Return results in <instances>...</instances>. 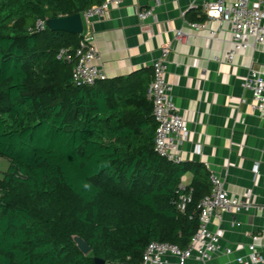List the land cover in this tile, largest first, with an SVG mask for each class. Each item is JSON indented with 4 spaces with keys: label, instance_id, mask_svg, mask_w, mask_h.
I'll list each match as a JSON object with an SVG mask.
<instances>
[{
    "label": "trees",
    "instance_id": "1",
    "mask_svg": "<svg viewBox=\"0 0 264 264\" xmlns=\"http://www.w3.org/2000/svg\"><path fill=\"white\" fill-rule=\"evenodd\" d=\"M102 2L0 0V158L9 163L0 177V264H141L149 242L184 249L198 228L210 173L154 151L152 68L75 85L80 36L34 29L37 19ZM62 49L70 59L57 58ZM188 172L192 202L180 213L176 189Z\"/></svg>",
    "mask_w": 264,
    "mask_h": 264
},
{
    "label": "crops",
    "instance_id": "2",
    "mask_svg": "<svg viewBox=\"0 0 264 264\" xmlns=\"http://www.w3.org/2000/svg\"><path fill=\"white\" fill-rule=\"evenodd\" d=\"M208 1L121 0L118 5H108L90 26L100 55L98 65L106 78L127 76L150 68L160 47L169 43L166 79L190 130L182 163L204 165L225 181L230 195L264 206V119L241 84L249 67L264 72V44L238 52L228 61L230 24L219 28L217 22H209L200 29L188 24L191 19L205 22L204 3ZM150 7L152 14L140 19L138 13ZM179 29L186 34L182 41L174 38ZM242 97L246 103H240ZM192 177L188 172L182 179L190 185ZM208 226L220 235L221 245L234 249L228 255L215 253L213 264H238L235 258L246 253L245 246L257 232L262 234L257 246L264 259L263 211L220 212L211 217ZM165 258L166 264H176L174 257ZM187 264L201 262L192 257Z\"/></svg>",
    "mask_w": 264,
    "mask_h": 264
},
{
    "label": "built area",
    "instance_id": "3",
    "mask_svg": "<svg viewBox=\"0 0 264 264\" xmlns=\"http://www.w3.org/2000/svg\"><path fill=\"white\" fill-rule=\"evenodd\" d=\"M121 0H103L81 14L83 30L78 47L74 51V66L72 69V82L75 85H93L96 81L106 78L98 65L100 55L94 44V34L90 26L93 19L102 17L108 5H118ZM206 13L205 22H189L191 27L200 29L206 23L217 22L222 28L226 23L231 25V49L226 53L228 61H232L235 54L245 51L258 43L264 44V4L261 0L253 3L252 0H209L204 3ZM153 8L141 10L138 15L144 20L152 14ZM46 20L37 19L34 29L46 28ZM31 30V29H29ZM215 35L216 30L210 29ZM182 30H176L174 38L182 41L185 37ZM170 51L169 43H164L157 58L151 63L152 77L146 89L147 98L152 103V116L156 123L153 139L154 151L173 163H182L183 146L189 135V128L177 110L172 97L171 85L166 79L167 56ZM59 60L70 59L67 50H60L57 54ZM242 87L251 94V102L257 109L259 116L264 119V72L253 66L249 67L246 77L242 80ZM246 98H241L240 103H246ZM257 175V170H254ZM264 177V173H263ZM211 189L197 204L198 228L192 236L189 245L181 249L175 244L151 241L142 254L141 264H166V256H172L176 264H187L192 257H197L201 264H213L215 253L230 254L234 249L221 245L220 235L209 229V222L213 215L220 212L237 213L248 211L250 208L264 212V206H259L250 201L240 200L230 195L225 187V181L215 174L209 175ZM175 205L180 213H185L192 202V189L181 178L176 189ZM233 224H237L233 222ZM261 233L251 236V241L245 246L246 253L238 255L235 260L238 264H264L260 255L257 242Z\"/></svg>",
    "mask_w": 264,
    "mask_h": 264
},
{
    "label": "water",
    "instance_id": "4",
    "mask_svg": "<svg viewBox=\"0 0 264 264\" xmlns=\"http://www.w3.org/2000/svg\"><path fill=\"white\" fill-rule=\"evenodd\" d=\"M46 28L51 31H65L68 33L80 35L83 30L81 14L59 16L45 21ZM72 239L77 248L83 253L88 254L91 251L90 246L78 235H73ZM94 264H116L106 262L104 259L94 257Z\"/></svg>",
    "mask_w": 264,
    "mask_h": 264
},
{
    "label": "rangeland",
    "instance_id": "5",
    "mask_svg": "<svg viewBox=\"0 0 264 264\" xmlns=\"http://www.w3.org/2000/svg\"><path fill=\"white\" fill-rule=\"evenodd\" d=\"M9 163L6 159L0 158V177H2L3 172L7 169Z\"/></svg>",
    "mask_w": 264,
    "mask_h": 264
},
{
    "label": "clouds",
    "instance_id": "6",
    "mask_svg": "<svg viewBox=\"0 0 264 264\" xmlns=\"http://www.w3.org/2000/svg\"><path fill=\"white\" fill-rule=\"evenodd\" d=\"M85 187L87 188V187H89L88 185H85Z\"/></svg>",
    "mask_w": 264,
    "mask_h": 264
}]
</instances>
